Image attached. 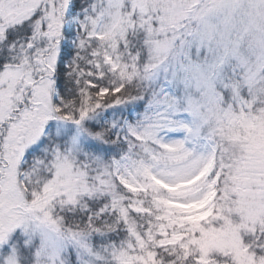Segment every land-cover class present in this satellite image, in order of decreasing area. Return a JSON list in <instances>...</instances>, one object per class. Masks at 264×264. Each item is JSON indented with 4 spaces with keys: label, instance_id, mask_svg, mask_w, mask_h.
Listing matches in <instances>:
<instances>
[{
    "label": "snow or ice",
    "instance_id": "snow-or-ice-1",
    "mask_svg": "<svg viewBox=\"0 0 264 264\" xmlns=\"http://www.w3.org/2000/svg\"><path fill=\"white\" fill-rule=\"evenodd\" d=\"M0 264H264V0H0Z\"/></svg>",
    "mask_w": 264,
    "mask_h": 264
}]
</instances>
